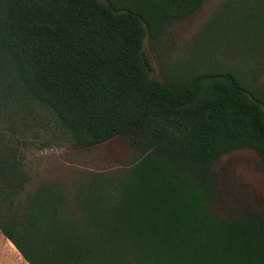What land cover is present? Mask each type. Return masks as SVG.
Listing matches in <instances>:
<instances>
[{"label": "trees", "instance_id": "trees-1", "mask_svg": "<svg viewBox=\"0 0 264 264\" xmlns=\"http://www.w3.org/2000/svg\"><path fill=\"white\" fill-rule=\"evenodd\" d=\"M205 2L0 0V230L28 264H264V209L230 201L217 166L243 148L264 166L261 91L166 51ZM211 21L213 39H264V0ZM113 137L137 151L124 166L38 179V151Z\"/></svg>", "mask_w": 264, "mask_h": 264}, {"label": "rangeland", "instance_id": "rangeland-1", "mask_svg": "<svg viewBox=\"0 0 264 264\" xmlns=\"http://www.w3.org/2000/svg\"><path fill=\"white\" fill-rule=\"evenodd\" d=\"M227 0H206L202 7L188 18L178 21L166 36V51L175 61L196 60L215 62L238 67L250 84L256 85L264 99V39H228L234 35L229 31L213 39L211 20ZM220 32V27L216 26ZM235 38V37H234ZM145 50L151 57V76L162 77L159 62L145 40ZM137 154L121 138L112 139L92 148H77L70 144L54 146L38 151L31 158L32 165L39 171L38 179L63 176L72 167L91 169H114L124 166ZM218 167H227L229 186L232 189L230 201L241 199L253 202L264 209V166L260 156L252 148H243L225 154ZM0 264H28L0 230Z\"/></svg>", "mask_w": 264, "mask_h": 264}]
</instances>
